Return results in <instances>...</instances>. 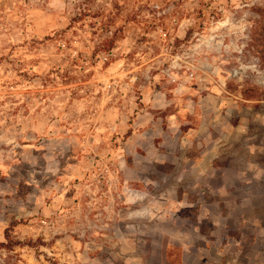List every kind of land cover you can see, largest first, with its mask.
<instances>
[{
	"label": "rangeland",
	"instance_id": "1",
	"mask_svg": "<svg viewBox=\"0 0 264 264\" xmlns=\"http://www.w3.org/2000/svg\"><path fill=\"white\" fill-rule=\"evenodd\" d=\"M13 221L0 264H264V0H0Z\"/></svg>",
	"mask_w": 264,
	"mask_h": 264
},
{
	"label": "trees",
	"instance_id": "2",
	"mask_svg": "<svg viewBox=\"0 0 264 264\" xmlns=\"http://www.w3.org/2000/svg\"><path fill=\"white\" fill-rule=\"evenodd\" d=\"M18 222V221H17ZM16 225V222L13 221L6 229L4 233V240H0V249H13L16 246H23V245H32L34 244L32 241H21L20 239H16L12 235L13 227Z\"/></svg>",
	"mask_w": 264,
	"mask_h": 264
}]
</instances>
